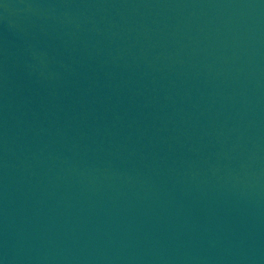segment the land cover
Listing matches in <instances>:
<instances>
[{
	"label": "water",
	"instance_id": "obj_1",
	"mask_svg": "<svg viewBox=\"0 0 264 264\" xmlns=\"http://www.w3.org/2000/svg\"><path fill=\"white\" fill-rule=\"evenodd\" d=\"M0 264H264V0H0Z\"/></svg>",
	"mask_w": 264,
	"mask_h": 264
}]
</instances>
